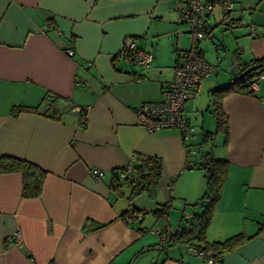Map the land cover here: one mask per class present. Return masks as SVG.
I'll return each instance as SVG.
<instances>
[{"label":"crops","instance_id":"obj_1","mask_svg":"<svg viewBox=\"0 0 264 264\" xmlns=\"http://www.w3.org/2000/svg\"><path fill=\"white\" fill-rule=\"evenodd\" d=\"M178 1L0 0V156L46 170L35 197L22 196L20 172L0 173V264H264V73L253 93L222 96L227 135L214 133L208 151L227 160V175L205 237L246 238L219 260L162 241L199 210L205 179L196 164L210 139L203 133L215 129L211 89L229 83L232 64L264 56V0L217 4L199 43L213 69L183 109L192 136L138 125L136 106L164 97L177 54L190 45ZM130 37L153 54L148 66L120 53ZM133 153L162 161L150 194L112 183ZM165 203L163 220L154 212ZM130 209L143 210L142 220L125 217Z\"/></svg>","mask_w":264,"mask_h":264},{"label":"trees","instance_id":"obj_2","mask_svg":"<svg viewBox=\"0 0 264 264\" xmlns=\"http://www.w3.org/2000/svg\"><path fill=\"white\" fill-rule=\"evenodd\" d=\"M215 1H217L218 3H222L223 0ZM207 24L208 23L206 21V25ZM207 36H209V32L208 35H206L204 38H206ZM198 47L201 57L203 58V60H205L202 54V50H200L199 44ZM179 52L177 54L176 60L178 59ZM248 60L249 61L244 62L240 66L236 65V68L232 71L233 75L228 84L217 86L211 89V108L209 110L211 111L215 119V129L212 132L209 131V133H203L204 139L212 137V135L217 132L227 135L226 132L228 129V117L221 106L222 96L233 91L244 93L254 92V90L251 88L250 83L252 82V79L254 77L264 73V56L259 58H251ZM49 103L51 102L49 101L45 104L47 105L45 113L49 116H52L53 113H49L48 111L51 105ZM32 111H37V108H32ZM132 156V161H130L131 171L121 179L116 173L117 171L121 170L122 167L114 170L111 174L112 183L114 184V186L121 183H127L128 186H130L132 195H136L141 192H147L150 194L151 189L158 182L160 176L159 172L162 168V161H160V157L153 155L133 153ZM196 167L203 171V176L205 179V191L193 203V206L195 208H199V210L195 211L188 220L184 219L185 221L179 226V228L171 233L169 241L171 240L172 243L176 242V244L184 243L186 245L197 246L206 254L205 257L202 258H214L219 260L221 256L220 254L234 250L246 238L243 232L236 233L223 240L208 241L205 237L204 231L207 229L211 221L210 218H212L213 215V211L215 208L214 205H216L217 201L220 198L219 194L221 193L222 185L224 183L223 181H225L226 179L227 160L224 158L214 157L209 152H204L201 160L196 164ZM2 172L21 173V191L22 196L24 197H35L40 194L44 181L43 177L46 174V170L41 168L40 166H37V164L29 160L27 161L26 159L10 155L0 156V173ZM169 207L170 205L168 203L161 204L160 208H158V210L154 213L156 214V216H159L164 220L166 219ZM130 210L142 211L138 209ZM128 216L129 214L127 213L125 217Z\"/></svg>","mask_w":264,"mask_h":264},{"label":"built area","instance_id":"obj_3","mask_svg":"<svg viewBox=\"0 0 264 264\" xmlns=\"http://www.w3.org/2000/svg\"><path fill=\"white\" fill-rule=\"evenodd\" d=\"M182 7L178 11L179 18L187 26V34L190 46L179 52L178 59L174 65L172 79L165 86L164 97L159 101H142L135 108V116L138 125L152 132L163 128H177L184 138H189L194 131V126L189 124L184 115V106L188 98L195 94L197 85L211 72L213 66L203 60L198 50L199 42L208 35L209 27L206 25V12L213 9L214 6L221 5L224 9L232 6V0H223L218 3L215 0H180ZM122 55L126 59H132L139 66H148L153 60V54L138 47L134 38H126L123 40ZM73 49H66V55L71 56ZM233 70L235 65L232 64ZM143 77L138 75L136 80L140 81ZM259 78L252 79L251 88L256 90ZM88 106L83 107L80 114V123L85 122V111ZM133 156L127 160L122 169L117 171V175L122 179L131 171V162ZM90 175L101 178L104 171L96 168H90ZM144 211H130L129 218L132 220H142ZM175 231V230H174ZM17 243L21 241L19 232H14ZM170 236L162 241H166ZM188 250L195 256L205 257V252L194 245H188Z\"/></svg>","mask_w":264,"mask_h":264},{"label":"rangeland","instance_id":"obj_4","mask_svg":"<svg viewBox=\"0 0 264 264\" xmlns=\"http://www.w3.org/2000/svg\"><path fill=\"white\" fill-rule=\"evenodd\" d=\"M197 117L199 119L197 121L192 122V123L196 124L199 127V125L201 123L200 121H202V120H201L200 115H198ZM204 117L206 118V120H205L206 124H204V125H205V127H208V124L210 125V122L213 121V117L209 113H205ZM209 120H211V121L209 122ZM216 138H218V136H214V137L212 136V137H210V139L207 140V142H205L203 145H201V147H203V150L208 152L210 150V148L212 147L211 145H213V142H215Z\"/></svg>","mask_w":264,"mask_h":264}]
</instances>
